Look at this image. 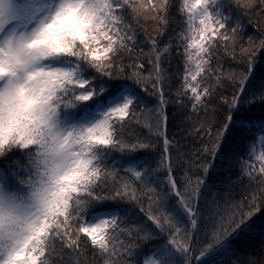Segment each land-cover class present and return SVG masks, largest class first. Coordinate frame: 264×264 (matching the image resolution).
<instances>
[{"label":"snow or ice","instance_id":"1","mask_svg":"<svg viewBox=\"0 0 264 264\" xmlns=\"http://www.w3.org/2000/svg\"><path fill=\"white\" fill-rule=\"evenodd\" d=\"M246 17L239 0H0V264H264L236 247L264 232V119L244 115L264 105V31L248 54ZM237 46L238 79L220 55ZM217 99L207 142L180 152L169 106ZM234 130L243 155L224 150Z\"/></svg>","mask_w":264,"mask_h":264},{"label":"trees","instance_id":"2","mask_svg":"<svg viewBox=\"0 0 264 264\" xmlns=\"http://www.w3.org/2000/svg\"><path fill=\"white\" fill-rule=\"evenodd\" d=\"M174 2L178 3V0H174ZM239 3L243 7H245V10L248 11V14L251 18V23H249L247 17L244 19L245 42L243 44V47L247 50V53L250 54L251 52L257 49L260 41L259 39H257L254 42L249 43L247 42V37L254 35L259 36L260 31H264V13H261L260 11L261 6L259 5V0H256L257 6L251 9L247 8L248 0H239ZM173 15L177 16V20H179V17L176 14L175 9L173 10ZM155 27H156L155 23L149 20L148 21L149 30L153 31ZM154 34L155 33L153 31V35ZM220 55L223 63V69H222L223 75L228 76L231 74H235L238 79L240 73L244 70L240 66L243 64L240 47L237 46L236 48L235 60H233L231 57L225 58L223 49H221ZM256 55L260 59H264V49H261L259 52L256 53ZM173 56L174 58L172 60V69H175L176 65L178 64V58H175V53H173ZM261 77H264V66L258 65L256 72V80L258 81ZM214 79L215 77H213V80L209 82V86H212ZM226 87H228V91H224L223 89H221L220 95L231 98L233 89L228 86L227 82H226ZM236 87H239V85H236ZM179 88H180V79H176L171 83V86L166 89V93L170 97L174 98ZM256 90H257L256 87H254L253 85L247 86V91L249 95ZM185 103H187V100H185ZM211 109L223 110V106L220 104L218 99L216 101H213V103L210 105V110L208 111L207 116H205L203 111L192 112L190 105L187 109H181L179 107L169 106L167 134L169 138H172L174 136L175 140L179 141L180 152H194L196 148L202 146L201 140L207 142V137L204 136L203 133H201L199 136L195 135V130L201 124H203V126L207 128L213 122L214 112L211 111ZM244 115L257 118V124H258L260 119H264V105H260L258 103L255 106H253L250 111L244 113ZM253 134L257 137L256 151L258 154L259 151L261 150L259 144V137L264 134L259 133L257 131V128H253ZM243 136H244L243 132L234 130V134L230 133L229 135L230 145L226 144L224 150L227 151L229 147H232L236 150V152L239 155H243L244 153L240 151V149L244 146L243 143L241 142V137ZM244 138L246 140H251L252 135H248ZM158 146L162 147V140L160 141V144ZM181 174L182 173H178L177 175H181ZM238 174H239L238 167L233 168L231 171H221L220 174L216 177L217 183L220 185H225L228 184L230 181H236ZM161 179H163L162 176ZM244 183L247 184L248 181L245 180ZM220 191H224V188L221 187ZM233 191L238 196L241 189L239 186L234 185ZM143 203L145 207L148 206L147 200L143 201ZM193 239H195V234L193 235ZM262 243H264V232H257L254 235H251L249 237L237 241L236 247L238 248L239 252L244 256H249L250 254V258L255 257L256 259L264 261V249H262ZM190 254L199 257V252L190 253ZM223 259H224V264H232V262H235V264H246V261L239 256H227L224 257ZM192 264H195V261H193Z\"/></svg>","mask_w":264,"mask_h":264}]
</instances>
